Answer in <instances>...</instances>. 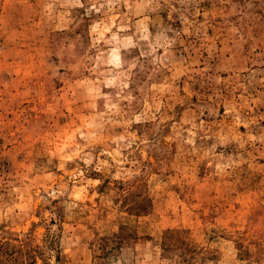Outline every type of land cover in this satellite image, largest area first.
Returning <instances> with one entry per match:
<instances>
[{
	"label": "rangeland",
	"instance_id": "obj_1",
	"mask_svg": "<svg viewBox=\"0 0 264 264\" xmlns=\"http://www.w3.org/2000/svg\"><path fill=\"white\" fill-rule=\"evenodd\" d=\"M0 264H264V0H0Z\"/></svg>",
	"mask_w": 264,
	"mask_h": 264
}]
</instances>
